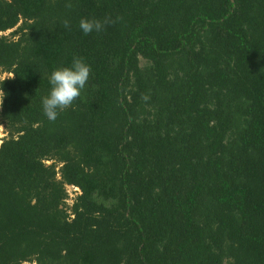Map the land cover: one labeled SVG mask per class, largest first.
Returning a JSON list of instances; mask_svg holds the SVG:
<instances>
[{
    "label": "trees",
    "instance_id": "obj_1",
    "mask_svg": "<svg viewBox=\"0 0 264 264\" xmlns=\"http://www.w3.org/2000/svg\"><path fill=\"white\" fill-rule=\"evenodd\" d=\"M5 72L0 264H264V0H0Z\"/></svg>",
    "mask_w": 264,
    "mask_h": 264
},
{
    "label": "clouds",
    "instance_id": "obj_2",
    "mask_svg": "<svg viewBox=\"0 0 264 264\" xmlns=\"http://www.w3.org/2000/svg\"><path fill=\"white\" fill-rule=\"evenodd\" d=\"M65 7L71 8V3H66ZM120 18L117 17L116 20ZM111 17L103 20L96 18H81L79 28L88 35L102 31L106 25L115 23ZM70 22L63 21V27L69 28ZM91 74V67L84 62L81 57H73L70 66L55 68L49 75L51 85L47 96L42 98V108L44 115L50 120L55 121L60 112L72 106L73 102L81 95V90L85 88ZM147 99V97H142ZM3 103V101H0Z\"/></svg>",
    "mask_w": 264,
    "mask_h": 264
},
{
    "label": "rangeland",
    "instance_id": "obj_3",
    "mask_svg": "<svg viewBox=\"0 0 264 264\" xmlns=\"http://www.w3.org/2000/svg\"><path fill=\"white\" fill-rule=\"evenodd\" d=\"M15 29H16V28H14V29H10V30H8V31H6V32H3V33H1V34H2V35H7V36L11 37V33H12ZM143 65H144V64H142V66H143ZM8 76H12V74H11V73H7V72L2 73V74L0 75V80L3 79V78H5V77H8ZM6 136H7V133H6V131H5V127H4V125H2V124L0 123V145H1V143H2V139H3L4 137H6ZM47 162H48V164L51 163V161H47ZM66 187H67V192H68V199H66V202H67L68 205H72L73 202H74L75 197H76L78 194H80V188L77 187V186H73V185H69V186H66ZM22 264H34V263H31V262H24V263H22Z\"/></svg>",
    "mask_w": 264,
    "mask_h": 264
}]
</instances>
